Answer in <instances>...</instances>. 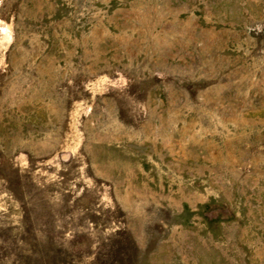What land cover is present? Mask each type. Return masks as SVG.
<instances>
[{"label": "rangeland", "instance_id": "1", "mask_svg": "<svg viewBox=\"0 0 264 264\" xmlns=\"http://www.w3.org/2000/svg\"><path fill=\"white\" fill-rule=\"evenodd\" d=\"M0 264H264V0H0Z\"/></svg>", "mask_w": 264, "mask_h": 264}]
</instances>
